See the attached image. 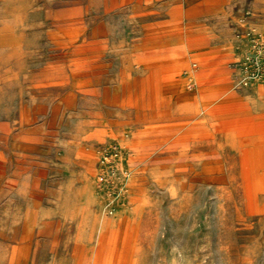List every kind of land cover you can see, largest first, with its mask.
<instances>
[{
  "label": "rangeland",
  "instance_id": "rangeland-1",
  "mask_svg": "<svg viewBox=\"0 0 264 264\" xmlns=\"http://www.w3.org/2000/svg\"><path fill=\"white\" fill-rule=\"evenodd\" d=\"M0 264H264V0H0Z\"/></svg>",
  "mask_w": 264,
  "mask_h": 264
}]
</instances>
